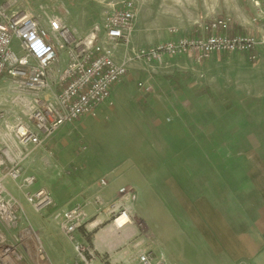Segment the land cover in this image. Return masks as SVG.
<instances>
[{
  "label": "rangeland",
  "instance_id": "374dc122",
  "mask_svg": "<svg viewBox=\"0 0 264 264\" xmlns=\"http://www.w3.org/2000/svg\"><path fill=\"white\" fill-rule=\"evenodd\" d=\"M241 1L0 0V8L36 14L40 25L58 17L77 40L94 35L98 44L124 61L170 39L207 38L214 33L207 27L219 19L229 22L228 31L220 34L263 38L264 19L256 17L248 0ZM127 2L136 12L130 41H108L105 20ZM253 3L260 6L262 0ZM245 22L248 26H241ZM214 54L203 61L193 51L167 55L164 62L133 60L129 94L114 100L116 104L102 115L86 116L66 131L68 155L75 166L127 169L119 178L137 197L134 203L123 204L131 207V226L137 230L124 240L131 264L144 254L163 258L166 264L262 260L264 48H257L256 59L237 51ZM185 55L200 63L194 69L190 65L189 70L174 71L167 58ZM142 72L146 75L140 76ZM145 80L149 90L139 85ZM27 154L22 149L19 156L10 153L11 161L21 157L22 174ZM78 231L75 240L70 239L74 247L76 242L84 244ZM10 235L11 240L1 244L0 255L13 248L25 264H49L32 233ZM0 264L11 260L0 257Z\"/></svg>",
  "mask_w": 264,
  "mask_h": 264
},
{
  "label": "built area",
  "instance_id": "2783aa9c",
  "mask_svg": "<svg viewBox=\"0 0 264 264\" xmlns=\"http://www.w3.org/2000/svg\"><path fill=\"white\" fill-rule=\"evenodd\" d=\"M262 5L264 9V0ZM135 16L132 2H127L123 9L111 13L104 23L106 39L128 44ZM48 24L52 40L37 16L25 11L9 12L8 8H0V80L5 73L11 76L14 91L18 94L14 101L24 104L29 119L41 133L19 121L13 135L20 145L39 146L64 125L73 124L85 116L96 115L97 109L110 99L113 88L126 77L133 60L162 62L167 55H182L192 51L197 54L199 61L211 58L214 53L236 51L249 53L252 59H256L257 48L264 45V37L257 39L255 36L220 34L221 31H228L229 22L219 19L207 27L214 32L207 38L170 41L142 49L133 57L119 62L110 50L97 43L94 35L77 40L58 17L50 18ZM16 40L20 42L23 55H17ZM66 47L70 49L69 62L58 77V84L63 89L53 101H46L44 95L51 88L50 70L58 61L60 51ZM140 86L149 90L142 83ZM26 93L31 95L29 99L23 96ZM21 160L18 157L16 161H11L8 148L0 147V246L6 241L2 225L13 230L19 223L17 203L6 194L5 176L1 171L10 162L11 167L7 169L6 175L19 180L22 176ZM22 181L21 187L32 186L36 177L27 176ZM102 185L105 186L106 181L102 180ZM136 198L135 193L126 187L119 190V198L111 208L112 225L116 230L121 231L133 225L131 207L123 204L134 203ZM27 200L38 211L54 205L52 193L45 188L29 194ZM54 218L61 219L62 227L72 241L75 240V233L86 223L85 212L80 206L55 211ZM75 249L82 264H93L95 256L88 245L76 242ZM0 257L10 259L11 264H21L22 260V256L13 248H5ZM137 264H166V261L144 254L139 257Z\"/></svg>",
  "mask_w": 264,
  "mask_h": 264
},
{
  "label": "crops",
  "instance_id": "0c3cea01",
  "mask_svg": "<svg viewBox=\"0 0 264 264\" xmlns=\"http://www.w3.org/2000/svg\"><path fill=\"white\" fill-rule=\"evenodd\" d=\"M239 2L242 3L241 0ZM248 5L253 8L257 18L264 19L262 4L256 6L253 0H248ZM251 24L255 25L252 19ZM41 26L48 30L52 40V32L49 29L48 21L46 23L42 22ZM241 26H248V23L245 22ZM248 31L253 30L250 28ZM261 31L263 36L264 29ZM183 38L186 37H178L167 41ZM19 46L20 42L16 40L15 50L17 55H23ZM260 48L264 47L259 46L258 50ZM69 55L70 49L66 47L60 51L58 61L53 64L49 76L51 88L44 95L46 101H53L63 89V86L61 87L58 84V77L66 68L69 62ZM188 55L172 59L166 58L169 65L175 68L174 71L189 70L190 65L192 66L191 69H194L197 63L200 62ZM114 57L117 61L122 62L117 55H114ZM129 72L123 82L113 88L110 99L97 109V113L102 115L107 109L110 110L114 103L116 104V99L123 98L124 93L129 94L130 83L133 81V76L131 77ZM140 74V76L146 75L143 72ZM145 82L147 81L140 83L144 84ZM13 87V79L5 73L0 80V147L8 148L9 153L13 155L19 156L21 149L29 154L26 155L27 158L24 160V170L19 180L10 178V176L6 175L7 171L4 172L5 169L11 167L10 162L1 171L5 176L4 187L6 194L16 201L19 215V223L14 230L7 229L5 225H2L5 239L11 240L12 235L10 233L14 236L23 233L31 235L32 233L34 237L36 236L39 239L49 264H82L78 259L73 242L62 227L61 219L54 218V212L57 210H69L81 205L85 212L87 224L78 231L77 237L93 250L95 256L93 264H131L129 250L124 248V240L126 241L132 235L135 236L136 228L131 226L118 231L110 224L112 218L111 208L119 197V190L125 185L119 175L120 172L122 174L125 173L127 169L124 166H117L113 170L102 171L93 167L87 168L81 164L76 166L72 164V162L75 163L76 161H72L68 155L70 153L68 151L70 138L68 136L69 132L66 131L75 127L77 122H82L84 117L73 124L64 125L39 146L33 144L20 145L13 135L15 125L22 121L27 125H31L34 131H37V127L29 119L24 104L14 101L18 94L11 96L10 91L17 93ZM142 88L144 89V87ZM23 96L26 99L31 97L28 93L23 94ZM4 103L6 104L4 105ZM13 109L17 110V112ZM37 133L41 135L39 130ZM73 172H78V175L75 176L72 174ZM25 176H35L36 182L34 185L21 187L20 185L23 184L22 180ZM102 180L106 181L105 186L102 185ZM41 188H45L52 193L54 205L43 211H38L28 202L27 196ZM21 263L25 264L23 256ZM256 264H264V254H262L260 263L258 261Z\"/></svg>",
  "mask_w": 264,
  "mask_h": 264
},
{
  "label": "bare ground",
  "instance_id": "6f19581e",
  "mask_svg": "<svg viewBox=\"0 0 264 264\" xmlns=\"http://www.w3.org/2000/svg\"><path fill=\"white\" fill-rule=\"evenodd\" d=\"M155 221H156V220H155ZM158 230H159V229H158ZM158 233H159V232H158ZM164 233H165V232H163V234H164ZM166 234H169V232H168V233L166 232ZM174 234H175V233H174ZM166 239H167V236H166ZM36 241L38 242V239H36ZM39 260L43 261V258L40 257Z\"/></svg>",
  "mask_w": 264,
  "mask_h": 264
}]
</instances>
